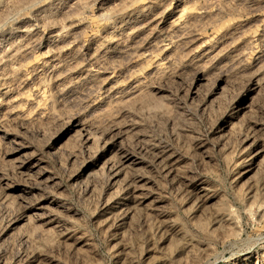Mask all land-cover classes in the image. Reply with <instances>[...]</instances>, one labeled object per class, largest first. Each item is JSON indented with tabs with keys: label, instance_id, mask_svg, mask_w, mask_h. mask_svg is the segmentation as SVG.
I'll return each mask as SVG.
<instances>
[{
	"label": "rangeland",
	"instance_id": "rangeland-1",
	"mask_svg": "<svg viewBox=\"0 0 264 264\" xmlns=\"http://www.w3.org/2000/svg\"><path fill=\"white\" fill-rule=\"evenodd\" d=\"M0 264H264V0H0Z\"/></svg>",
	"mask_w": 264,
	"mask_h": 264
}]
</instances>
